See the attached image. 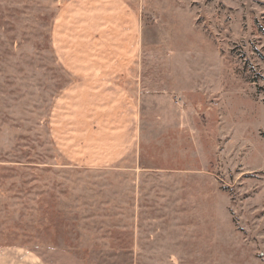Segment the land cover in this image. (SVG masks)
<instances>
[{
  "label": "rangeland",
  "instance_id": "374dc122",
  "mask_svg": "<svg viewBox=\"0 0 264 264\" xmlns=\"http://www.w3.org/2000/svg\"><path fill=\"white\" fill-rule=\"evenodd\" d=\"M68 0H0V248L45 264H264V0H133L140 121L116 163L52 133Z\"/></svg>",
  "mask_w": 264,
  "mask_h": 264
},
{
  "label": "crops",
  "instance_id": "0c3cea01",
  "mask_svg": "<svg viewBox=\"0 0 264 264\" xmlns=\"http://www.w3.org/2000/svg\"><path fill=\"white\" fill-rule=\"evenodd\" d=\"M53 47L74 77L57 98L51 123L75 163H116L134 146L140 121L131 93L142 25L133 0H68L54 22ZM0 264H45L20 246L0 248Z\"/></svg>",
  "mask_w": 264,
  "mask_h": 264
}]
</instances>
